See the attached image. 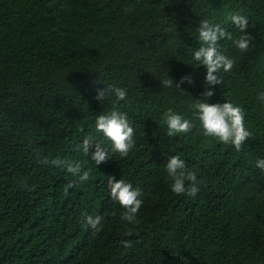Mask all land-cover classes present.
Returning a JSON list of instances; mask_svg holds the SVG:
<instances>
[{"label": "trees", "instance_id": "16d2710c", "mask_svg": "<svg viewBox=\"0 0 264 264\" xmlns=\"http://www.w3.org/2000/svg\"><path fill=\"white\" fill-rule=\"evenodd\" d=\"M235 13L249 18L252 46L221 41L235 65L208 102L246 109L254 135L239 152L203 135L192 108L207 73L193 59L200 23L238 38ZM185 75L194 83L163 88ZM106 85L126 88L127 99L98 101ZM261 93L264 0H0V264H264ZM170 108L193 120L192 132L167 136ZM112 110L135 129L125 158L95 132L96 117ZM90 134L111 155L99 165L74 148ZM177 154L197 175L195 198L171 190L165 165ZM44 156L81 161L89 181L65 195L73 178L39 163ZM113 175L142 189L139 225L120 219ZM86 215L103 217L99 231Z\"/></svg>", "mask_w": 264, "mask_h": 264}, {"label": "clouds", "instance_id": "9594fccd", "mask_svg": "<svg viewBox=\"0 0 264 264\" xmlns=\"http://www.w3.org/2000/svg\"><path fill=\"white\" fill-rule=\"evenodd\" d=\"M128 9H126L127 11ZM231 22L234 23L241 33L238 38H234L230 32L222 28L218 23H211L204 19L199 26V48L194 51L193 59L206 67L205 91L201 99H195L192 105L195 119L200 122L203 135L217 139L223 144H230L235 147L237 152L242 150L246 141L253 137V132L246 126V109L234 104L231 101L224 103H209L208 99L214 95L210 86L221 85L223 80L221 72L228 73L232 71L235 60L224 54L221 49L222 40L232 41L234 47L240 52H247L252 46L254 37L247 31L250 27L249 18L240 13L232 14ZM184 83H194L191 75L181 77L179 83L172 78L163 79V88H171L175 85L181 91V85ZM96 99L105 102L112 96H115L117 103L125 101L128 96L126 88L115 85H106L104 88H97ZM260 99L264 100V93L260 94ZM165 122L167 124V136L174 137L178 134H187L192 132L196 127L193 120L187 119L173 109H168L165 113ZM95 132L103 135V138L111 142V152L118 153L121 158L128 157L130 152L135 148L134 133L135 129L129 120L127 113L112 110L107 113L98 115L95 119ZM75 151L82 152L85 156L95 161L96 165L105 162L111 157L109 149L98 141L94 135L86 136L82 143L74 146ZM94 149V150H93ZM39 163L66 169L67 173L73 179L68 180L64 186L65 195L69 190L77 185L86 183L90 179L91 169L84 170V165L79 160H69L50 158L44 156L38 161ZM168 179L171 181V190L177 195H188L195 198L199 193L198 180L196 173L191 170L181 155L171 156L166 165ZM255 167L264 172V158H257ZM27 187V185H24ZM107 188L113 201H117L124 209L120 219L127 225H139V211L143 205L140 197L143 195L139 186L134 187L131 182L125 179L117 178L113 175L107 178ZM115 215V213H113ZM103 220L102 216L86 215L84 217L85 225L93 230V233L100 230L99 226ZM129 229L125 235H131ZM121 244L126 248L133 246L132 241L122 240Z\"/></svg>", "mask_w": 264, "mask_h": 264}]
</instances>
